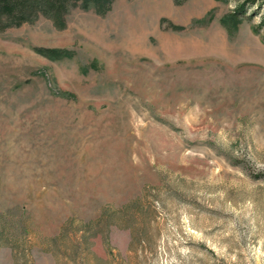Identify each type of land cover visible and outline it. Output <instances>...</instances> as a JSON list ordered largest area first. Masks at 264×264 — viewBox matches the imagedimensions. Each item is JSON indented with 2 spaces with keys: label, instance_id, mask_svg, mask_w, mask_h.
Returning a JSON list of instances; mask_svg holds the SVG:
<instances>
[{
  "label": "rangeland",
  "instance_id": "rangeland-1",
  "mask_svg": "<svg viewBox=\"0 0 264 264\" xmlns=\"http://www.w3.org/2000/svg\"><path fill=\"white\" fill-rule=\"evenodd\" d=\"M263 20L0 8V264H264Z\"/></svg>",
  "mask_w": 264,
  "mask_h": 264
},
{
  "label": "trees",
  "instance_id": "trees-1",
  "mask_svg": "<svg viewBox=\"0 0 264 264\" xmlns=\"http://www.w3.org/2000/svg\"><path fill=\"white\" fill-rule=\"evenodd\" d=\"M68 0H0V8L15 9L17 6H35L42 4L47 10L60 13ZM264 23V20L263 22Z\"/></svg>",
  "mask_w": 264,
  "mask_h": 264
}]
</instances>
